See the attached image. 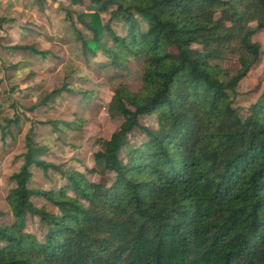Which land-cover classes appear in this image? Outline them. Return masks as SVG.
Segmentation results:
<instances>
[{
  "label": "trees",
  "instance_id": "1",
  "mask_svg": "<svg viewBox=\"0 0 264 264\" xmlns=\"http://www.w3.org/2000/svg\"><path fill=\"white\" fill-rule=\"evenodd\" d=\"M71 3L86 10L67 14L91 34L76 29L85 62L103 55L101 69L122 70L142 61L143 85L115 91L109 114L123 123L100 141L95 167L87 169L114 174L110 184L73 170L62 173L67 183L58 190L29 187L34 168L60 167L43 161L33 132L27 135L7 198L14 222L1 223L0 211V264H264V92L244 117L234 106L262 56L254 38L264 30V0ZM104 13L111 15L106 23ZM10 49L47 56L33 45ZM232 57L234 73L225 67ZM63 92L75 90L52 95ZM147 117H156L157 129L144 125ZM19 123L0 124L4 143ZM43 125L54 132L81 126ZM135 132L144 136L138 144L130 139ZM29 216L43 224V240L27 231Z\"/></svg>",
  "mask_w": 264,
  "mask_h": 264
},
{
  "label": "rangeland",
  "instance_id": "2",
  "mask_svg": "<svg viewBox=\"0 0 264 264\" xmlns=\"http://www.w3.org/2000/svg\"><path fill=\"white\" fill-rule=\"evenodd\" d=\"M90 4L91 0H84ZM69 11L86 12L84 6H73L71 0H0V124L7 120H20V128L13 127L12 136L5 143L0 131V211L5 213L1 223L11 225L14 217L7 198L16 187L13 176L20 172L27 151L26 141L30 132L44 153L42 160L60 167L48 172L34 168L29 184L33 189L58 190L67 182L63 172L73 170L86 174L93 182L110 184L114 174L106 176L89 174L95 167L94 155L102 149L101 140H109L123 123L121 117H111L109 104L116 90L125 86L138 92L143 85V63L131 60L124 69H101L108 60L98 58L85 62L81 45L76 38V29L90 37L73 14V24L68 21ZM110 13L102 14V21L110 19ZM141 28L148 25L140 20ZM75 25V26H73ZM114 29L120 35L126 32L123 23L116 22ZM254 41L261 44L262 56L247 78L239 85L237 108L244 117L264 92V30ZM16 45L35 46L47 53L45 58L29 53L12 51ZM225 67L232 73L239 68L238 59L230 58ZM69 87L75 92L52 93ZM65 121L81 124L79 130L54 132L43 123ZM144 125L157 129L156 117L143 119ZM63 127V125H60ZM133 144L140 143L144 136L135 132ZM37 207L45 206L41 199H34ZM48 210L54 212L51 206ZM27 231L43 240L45 228L36 217L29 216Z\"/></svg>",
  "mask_w": 264,
  "mask_h": 264
}]
</instances>
